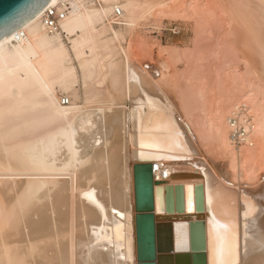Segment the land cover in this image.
<instances>
[{
	"label": "bare ground",
	"instance_id": "bare-ground-1",
	"mask_svg": "<svg viewBox=\"0 0 264 264\" xmlns=\"http://www.w3.org/2000/svg\"><path fill=\"white\" fill-rule=\"evenodd\" d=\"M178 15L216 60L243 62L221 107L192 51L180 72L175 51L134 49L141 25ZM262 152L264 0H49L0 39V264H138L134 165L161 186L150 214L173 256L264 264Z\"/></svg>",
	"mask_w": 264,
	"mask_h": 264
},
{
	"label": "water",
	"instance_id": "water-1",
	"mask_svg": "<svg viewBox=\"0 0 264 264\" xmlns=\"http://www.w3.org/2000/svg\"><path fill=\"white\" fill-rule=\"evenodd\" d=\"M49 0H0V39L9 36L39 13ZM135 240L138 264H205L201 253L172 255L170 227L154 222L150 214L154 206L161 211V186H153L150 165H134ZM166 190V194H167ZM177 197V192H176ZM195 210L202 212L203 196L200 185L195 186ZM180 200L176 198V208ZM192 226V225H191ZM192 229V227H191ZM160 237H163V241ZM191 246L195 247L193 237ZM197 252V251H194Z\"/></svg>",
	"mask_w": 264,
	"mask_h": 264
},
{
	"label": "rangeland",
	"instance_id": "rangeland-1",
	"mask_svg": "<svg viewBox=\"0 0 264 264\" xmlns=\"http://www.w3.org/2000/svg\"><path fill=\"white\" fill-rule=\"evenodd\" d=\"M193 24H194L193 20L191 19L189 20L188 18L185 19L183 18V16L181 17L180 15L175 16V17H170V18L159 17V18L151 19L145 25H141L136 30L134 34V44H133L134 49L138 50L140 46H144V48L143 47L140 48V50H144V52H146L149 49L147 51V54L156 63H159L162 60H166V58L168 59L167 53L170 51L172 52L175 51L176 57L177 58L179 57L178 59L179 62L177 61V59H173L175 60L174 61L175 63L173 62L171 63L175 64L176 66L175 65L174 66L179 68L180 72L184 69L185 70L187 69L186 71H188L189 67H190L189 70L192 69L196 73L197 71H201L203 75L206 76V78L208 77L207 81H211V83H215V88L213 89V95H212L211 100L215 108H217L218 106L221 107L222 103L224 102V99L228 98L226 91H227L228 84L232 80L233 74H231V71L232 69H234L233 71L235 72V74L233 77L235 76L237 77V73L238 74L240 72L243 73L245 71L243 70L244 69L243 64H242L243 62H240L238 60V61H235L236 62L235 63L234 62L235 59H232V61H229V63H226V60H223V59L216 60V58H214L216 56L214 55L215 47H213L214 46L212 43L213 41L211 42V40H209L208 34H204L203 32L198 31V27L195 28L198 31L197 33L196 30L192 28V27H196V26H192ZM195 32L197 34H199L200 32L203 35L202 34L197 35L195 34ZM207 38L209 42L205 41ZM195 43H198V44H195ZM209 46L211 47V49ZM209 50L212 52H210ZM160 51L164 53H161ZM190 52H191L192 57L189 55ZM183 53L186 55H184ZM185 56L186 58H188L189 56L191 57L190 59L193 58L192 61H190V59H186L191 62L190 63L188 61L191 65L185 60ZM247 57H249V55ZM185 61L188 63L187 64L188 66L190 65L188 68H185V66H187L185 65ZM233 71L232 73H234ZM201 72H198V73L200 74ZM227 78L231 79L229 83H228L229 80H227ZM262 154H264V152H262ZM215 158L213 157V161L215 162V166L217 170L222 171L224 169L222 160H220V158L218 159V157H215ZM256 180L254 181V183L256 182ZM259 184L260 182H258L257 185ZM256 187L258 188V186ZM261 215L264 216V213L262 212V214H259L260 218H262Z\"/></svg>",
	"mask_w": 264,
	"mask_h": 264
},
{
	"label": "built area",
	"instance_id": "built-area-1",
	"mask_svg": "<svg viewBox=\"0 0 264 264\" xmlns=\"http://www.w3.org/2000/svg\"><path fill=\"white\" fill-rule=\"evenodd\" d=\"M117 15L118 12H117ZM66 16V11L57 12L55 9H47L44 14L45 25L50 31L57 30V23Z\"/></svg>",
	"mask_w": 264,
	"mask_h": 264
},
{
	"label": "snow or ice",
	"instance_id": "snow-or-ice-1",
	"mask_svg": "<svg viewBox=\"0 0 264 264\" xmlns=\"http://www.w3.org/2000/svg\"><path fill=\"white\" fill-rule=\"evenodd\" d=\"M141 146L143 147V145ZM189 191L191 192V188L189 189ZM189 202H191V200ZM209 203L211 204V198H209ZM189 210H191V208H189ZM213 264H216V262L214 261ZM232 264H238V261H234L232 262Z\"/></svg>",
	"mask_w": 264,
	"mask_h": 264
}]
</instances>
